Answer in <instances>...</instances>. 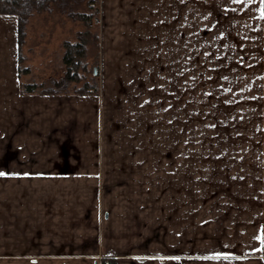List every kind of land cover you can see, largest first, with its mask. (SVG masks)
Masks as SVG:
<instances>
[{"label": "rangeland", "instance_id": "1", "mask_svg": "<svg viewBox=\"0 0 264 264\" xmlns=\"http://www.w3.org/2000/svg\"><path fill=\"white\" fill-rule=\"evenodd\" d=\"M225 1L53 0L29 18L17 58L39 97L14 147L0 129V190L14 203L12 217L0 208V249L13 238L16 252H83L87 238L142 217L201 254V160L259 152L247 101L262 100V51H244L259 25L244 17L234 47L226 12L215 16ZM82 40L70 89L87 92L52 98L44 90L66 71L65 44Z\"/></svg>", "mask_w": 264, "mask_h": 264}, {"label": "crops", "instance_id": "2", "mask_svg": "<svg viewBox=\"0 0 264 264\" xmlns=\"http://www.w3.org/2000/svg\"><path fill=\"white\" fill-rule=\"evenodd\" d=\"M225 4L223 9L218 4L215 16L219 9L226 12V21H230L228 36L235 41L234 47L246 30V27L242 28L244 17L247 16L252 25H259L253 31L259 38L254 42L253 50L244 49L253 51L254 57L256 50L262 51L261 65L255 63L253 66L262 70V100L260 104L247 101L253 104L249 108L255 111L248 119L249 129L258 133L259 141L252 144L259 152L247 158L201 160V254L189 251L188 242L174 246L168 239L172 229L168 223L154 225L143 222L142 217H134L132 223L123 222L116 234L103 233L94 244L87 238V248L78 253H36L28 248L16 252L9 248L15 244L14 239L6 238L4 244L9 249H0V264H108V260H115V264H264V0H226ZM18 51V19L13 15H0V53L5 52V57L0 58V129L4 128L12 147L15 135L29 125L26 112L30 100L39 97L22 92ZM51 97L64 98L68 102L73 98L72 95ZM7 127L12 128L11 131L5 130ZM235 146H238L237 142ZM2 162L3 159L0 165L4 166ZM2 192L0 190V208H6L5 212L12 217L10 212L13 213L14 203H10ZM26 198L16 197L22 204ZM111 236L117 241L107 239Z\"/></svg>", "mask_w": 264, "mask_h": 264}, {"label": "trees", "instance_id": "3", "mask_svg": "<svg viewBox=\"0 0 264 264\" xmlns=\"http://www.w3.org/2000/svg\"><path fill=\"white\" fill-rule=\"evenodd\" d=\"M53 0H0V15H13L18 19V37L21 46L26 36V26L29 18L38 12L46 11L50 8ZM81 43H66L64 53L65 73L60 78H50V87L44 90L53 95H63L70 93L87 92L84 88L73 89L72 84L77 85L81 81L80 71L83 69V60L86 57V46L84 40ZM24 93L36 92L35 85L23 84ZM98 91V90H94ZM108 264H115V260H108Z\"/></svg>", "mask_w": 264, "mask_h": 264}, {"label": "water", "instance_id": "4", "mask_svg": "<svg viewBox=\"0 0 264 264\" xmlns=\"http://www.w3.org/2000/svg\"><path fill=\"white\" fill-rule=\"evenodd\" d=\"M97 73V71H96V69H94V74H96Z\"/></svg>", "mask_w": 264, "mask_h": 264}]
</instances>
